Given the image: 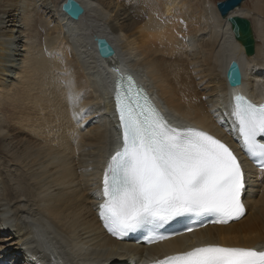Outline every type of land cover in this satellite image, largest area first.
I'll return each instance as SVG.
<instances>
[{
	"label": "bare ground",
	"instance_id": "6f19581e",
	"mask_svg": "<svg viewBox=\"0 0 264 264\" xmlns=\"http://www.w3.org/2000/svg\"><path fill=\"white\" fill-rule=\"evenodd\" d=\"M65 1L0 0V264H140L209 244L264 248V176L251 166L247 214L230 226L142 248L109 237L97 213L118 144L117 74L141 79L169 117L240 151L227 97L264 85V0L229 15L251 22V57L210 0H77L86 11L78 22ZM96 37L114 59L99 57ZM233 61L243 73L236 90L226 80Z\"/></svg>",
	"mask_w": 264,
	"mask_h": 264
},
{
	"label": "snow or ice",
	"instance_id": "6c2138e0",
	"mask_svg": "<svg viewBox=\"0 0 264 264\" xmlns=\"http://www.w3.org/2000/svg\"><path fill=\"white\" fill-rule=\"evenodd\" d=\"M122 146L104 173L101 218L109 232L122 238L151 225V243L170 239L159 233L169 221L207 214L228 224L245 215V175L233 151L196 128L171 126L132 82L116 95ZM233 115L244 147L264 160V106L237 98ZM188 231H194L189 228ZM183 235V233H176ZM157 264H264V251L219 244L199 246Z\"/></svg>",
	"mask_w": 264,
	"mask_h": 264
},
{
	"label": "water",
	"instance_id": "95a60500",
	"mask_svg": "<svg viewBox=\"0 0 264 264\" xmlns=\"http://www.w3.org/2000/svg\"><path fill=\"white\" fill-rule=\"evenodd\" d=\"M246 0H226L217 4V10L223 19H227L232 27L235 39L244 47L248 57L255 55V36L249 20L241 17H229L236 9L242 8ZM62 12L72 21L78 22L86 14L85 8L77 0H66ZM96 50L102 60H111L116 56L114 47L105 38L95 39ZM227 81L232 88L242 84V71L237 61H233L226 72Z\"/></svg>",
	"mask_w": 264,
	"mask_h": 264
},
{
	"label": "rangeland",
	"instance_id": "374dc122",
	"mask_svg": "<svg viewBox=\"0 0 264 264\" xmlns=\"http://www.w3.org/2000/svg\"><path fill=\"white\" fill-rule=\"evenodd\" d=\"M211 2H213V3H216V5L218 4V3H220V2H223V1H226V0H210ZM58 4H60V3H58ZM252 5V0H247L246 2H245V4L243 5V7L244 6H248V7H250ZM9 110H8V108H7V106H3L2 108H1V112L2 113H7ZM11 111H12V108H11ZM10 264V263H9Z\"/></svg>",
	"mask_w": 264,
	"mask_h": 264
}]
</instances>
